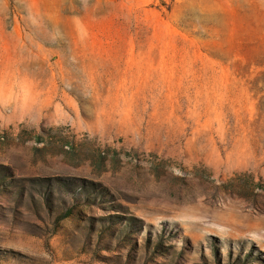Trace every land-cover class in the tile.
<instances>
[{"label":"rangeland","instance_id":"1","mask_svg":"<svg viewBox=\"0 0 264 264\" xmlns=\"http://www.w3.org/2000/svg\"><path fill=\"white\" fill-rule=\"evenodd\" d=\"M0 264H264V0H0Z\"/></svg>","mask_w":264,"mask_h":264}]
</instances>
